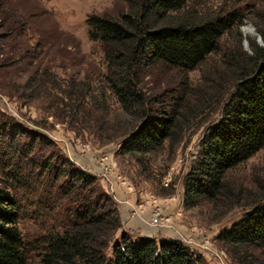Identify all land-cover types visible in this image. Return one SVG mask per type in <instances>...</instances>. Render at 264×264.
<instances>
[{
    "label": "trees",
    "instance_id": "obj_1",
    "mask_svg": "<svg viewBox=\"0 0 264 264\" xmlns=\"http://www.w3.org/2000/svg\"><path fill=\"white\" fill-rule=\"evenodd\" d=\"M122 1L127 7L119 16L87 18L89 38L101 45L106 62L99 87L74 80L57 83L46 72L29 76L8 95L47 98L41 109L78 134L90 133L102 144L117 142L120 153L139 164L165 147L176 148L199 114L214 101L222 102V116L206 125L199 141L183 204L187 209L208 204L218 220L235 207L246 209L219 231L217 240L235 264H264V179L255 177L248 185L230 178L231 171L264 148V45L254 46L252 54L225 53L226 71L205 76L199 88L189 73L219 50L243 14L231 10L189 17L182 14L189 0ZM4 60L0 68L18 63L12 56ZM155 70L176 83L161 92L146 89L145 78ZM54 147L48 135L23 128L0 111V264H32L34 252L37 264H205L202 252L179 239L116 237L119 203L95 175L66 168L71 162ZM25 188L45 207L43 195L52 199L55 189L57 195L64 190L72 196L74 213L61 231L25 242L18 225V193Z\"/></svg>",
    "mask_w": 264,
    "mask_h": 264
},
{
    "label": "rangeland",
    "instance_id": "obj_2",
    "mask_svg": "<svg viewBox=\"0 0 264 264\" xmlns=\"http://www.w3.org/2000/svg\"><path fill=\"white\" fill-rule=\"evenodd\" d=\"M0 7V63L10 56L18 60L16 64L0 68V87L6 91L2 92L0 88L3 116L14 118L23 128L48 135L55 142L54 149L71 162L65 165L66 168L77 166L96 176L99 185L119 203L120 227L116 237L127 233L132 237L179 239L202 252L205 264H235L217 235L223 227L241 218L246 209L235 207L218 220L208 204L191 209L183 204L184 188L200 150L199 141L206 125L222 116V102L214 101L212 108L201 112L196 119L197 125L187 131L176 148L165 147L147 155L146 162L139 164L121 154L117 142L102 144L90 133L78 134L67 123L41 109L39 105L47 98L8 95L29 76L41 77L46 72L53 74L57 83L74 80L83 83L81 86L99 87L106 62L101 45L89 38L87 18L91 14L119 16L126 10V2L0 0ZM231 10L243 14L242 22L222 38L216 53L189 73L192 83L199 88L204 87L205 76L226 71L225 53L241 50L252 54L254 46L264 45V0H189L182 12L189 17L193 14L208 18ZM7 32L10 36L3 37ZM166 77L155 70L145 78L146 89L159 87L161 92L172 81V84L176 83L173 77ZM50 100L54 97L50 96ZM110 103L114 100L110 99ZM26 174H31L28 165ZM255 177L264 179V148L230 173L231 179L248 185ZM43 189L41 186L39 193H43ZM56 190L52 191V199L48 200V194L43 195L48 201L46 207L37 203L38 197L32 190L25 188L18 193V225L25 242L31 243L45 234L61 231L72 218V196L64 190L57 195ZM156 217L159 224L152 222ZM38 261V253H32L30 263L37 264Z\"/></svg>",
    "mask_w": 264,
    "mask_h": 264
},
{
    "label": "built area",
    "instance_id": "obj_3",
    "mask_svg": "<svg viewBox=\"0 0 264 264\" xmlns=\"http://www.w3.org/2000/svg\"><path fill=\"white\" fill-rule=\"evenodd\" d=\"M158 217H156V219H154L152 222L153 224H159V219H157Z\"/></svg>",
    "mask_w": 264,
    "mask_h": 264
},
{
    "label": "water",
    "instance_id": "obj_4",
    "mask_svg": "<svg viewBox=\"0 0 264 264\" xmlns=\"http://www.w3.org/2000/svg\"><path fill=\"white\" fill-rule=\"evenodd\" d=\"M252 33H255V32H254V28H253V32H252Z\"/></svg>",
    "mask_w": 264,
    "mask_h": 264
},
{
    "label": "bare ground",
    "instance_id": "obj_5",
    "mask_svg": "<svg viewBox=\"0 0 264 264\" xmlns=\"http://www.w3.org/2000/svg\"><path fill=\"white\" fill-rule=\"evenodd\" d=\"M253 31V28L251 29ZM250 31V30H249Z\"/></svg>",
    "mask_w": 264,
    "mask_h": 264
}]
</instances>
